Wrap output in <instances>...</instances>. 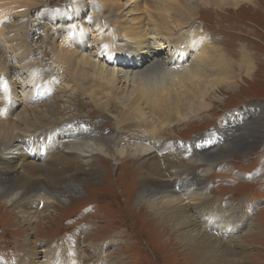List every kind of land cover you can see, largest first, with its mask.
<instances>
[{
    "label": "rangeland",
    "instance_id": "rangeland-1",
    "mask_svg": "<svg viewBox=\"0 0 264 264\" xmlns=\"http://www.w3.org/2000/svg\"><path fill=\"white\" fill-rule=\"evenodd\" d=\"M11 1L13 0H9L8 3ZM17 1L19 2L14 6L0 4V57L4 63L15 66L9 73H4L5 83H2L1 89L3 93L7 90L12 93L17 92H14L13 98L10 94L8 101L20 102L17 95L19 94L21 99L19 111L25 105L22 103V98L24 102L26 99V96L22 97L20 94L21 88L25 85L24 82L33 80L35 92L37 90L46 91L47 105H51L57 98L62 105L61 111L56 107L53 109L54 112L58 111L54 118L56 121L82 118L86 124L99 126L105 132L117 128L122 131L120 135L124 143H126L124 136L129 137L132 134L130 141L142 134L149 137H163L167 149L155 152L158 155V161H162L159 164L163 168L165 165L166 168L177 165V163L179 165V162L176 163L174 159V156L179 154L185 158L184 164L188 173H193V175H199L204 168L209 167L207 162L204 160L199 163L190 161L189 149H176L172 144H176V142L191 144L200 135H210L216 132L220 123L226 127V123L222 122V119L243 108L250 107L253 111L259 112L258 121L264 120V0L244 1L236 6H227L223 9L201 5L197 23L191 24L189 28L186 25L189 30L187 31L186 26L183 30L187 31V35H189V40L186 35L182 39L187 48L175 52L172 50L174 48L172 45L165 43L164 40L160 42L165 43L166 55L164 54L163 57L167 56L168 52V56L175 54L176 57L182 59L185 55L191 57L199 54L196 44L198 38L195 41L194 39L209 33L217 45L213 46L214 48L211 47L213 54L211 59L204 61L205 58L203 56L201 58L200 55L198 61L199 59L201 61L191 65L201 66L206 74L205 80L197 83L199 90H205L212 96L221 98L213 101L207 111L196 116L185 119L186 116L183 115V117L182 114H179L183 119L181 122L179 121L178 124L160 132L134 125H130L126 131L122 130L118 124L119 116H117L121 108L116 104V101H113L112 106L105 107L106 99L92 98V90L96 88L89 84L93 80L88 82L91 80L92 74L90 73L91 77L87 78L85 83L81 82L80 77L75 76L80 79L81 83H79V80L77 81L73 77L74 71L68 75L69 72L65 73L63 70L60 62L69 57H60L64 52L62 48L75 46L83 49L82 54L79 53L78 56L73 57L75 62L87 57L92 60L91 47L80 46L82 41L80 37L83 36L87 37L90 45L93 40H100L99 33L101 31L94 30L83 22L92 16V13H95L89 7L92 3L86 2V0ZM70 1H73L74 5L66 14L70 13L73 16L64 15L65 32L53 39L56 35L54 26L59 22L53 21L46 24L40 35H37L36 27L39 24L37 19L40 20L39 17L53 14L56 9L63 7L66 3L71 4ZM76 1L77 3H75ZM164 2L166 3V0ZM104 4L106 7L105 2ZM100 6L102 8V5ZM11 7L15 9L10 11ZM6 23L13 27L6 29ZM144 26L148 28L147 25ZM107 30H105L106 33ZM175 32L173 31V33ZM73 33L79 37L72 39ZM177 35L180 36L181 33ZM147 36L153 35L147 33ZM107 39H110L111 43L114 42L113 38L105 36L106 41ZM52 41L56 43L55 48ZM153 43L155 47H158L157 43L154 41ZM116 44L124 45L122 40ZM243 48L248 49L254 65L250 73L239 65ZM96 61L101 64L106 63L103 64L106 66L108 64L109 68L112 67L110 69L113 70L114 63H110L106 57L98 58ZM40 63L47 64L52 68L53 74L50 78L41 80V77L37 75L39 72L37 68L41 69ZM8 64L6 69H8ZM20 64L31 69L27 74L30 76L27 77V80L19 71ZM187 64H190V60ZM170 66L168 64L167 67ZM229 70L231 71L229 72ZM15 74H18L17 77H19V82L17 81L16 85L13 82ZM215 79L218 83L222 80L223 84L216 85ZM233 81L237 83L236 88L229 90L227 82L232 83ZM77 85L91 86L92 90L88 87V92L85 89L79 92ZM123 86L126 84L124 83ZM126 90L127 88H125ZM122 91L120 89L118 93ZM212 96L208 101L212 100ZM196 104L194 103L191 107ZM188 109H190V104ZM146 111L148 116L155 119L153 122L157 124L155 117L158 116L152 115L150 108ZM67 126L68 124L60 126L56 132L65 130ZM136 135L138 136L136 137ZM259 142L256 146L245 150L237 151L235 148H227L226 158L216 157L215 163L205 175L204 184L199 191L202 193V199L192 196L183 200L184 205L192 207L191 214L199 221L198 228L205 239L232 255L234 260L232 259L229 264H264V171L262 170L264 168V137ZM128 143L127 141L126 144ZM222 147L225 148L226 144H223ZM220 148L221 146L218 147L219 150ZM199 149L201 150L196 151L194 159L205 157L204 149ZM110 150L113 153L112 149ZM166 157L167 160H165ZM49 161L55 165L64 162L54 157H50ZM91 161L97 164V172L82 176L81 181L83 180V182H81L77 193L65 195L62 202L48 196L49 194L47 196L50 198L46 199L47 196H43L44 200L49 203L47 207L49 209L36 210L34 208L33 210H36L35 218L31 226L26 223L22 224L19 210L11 202L3 203L4 199L0 198V264H20L19 257L28 251L37 250L39 254L33 255L32 264H49L48 250L56 247L57 243H64V246L68 247L69 257L76 256V261L81 264L225 263L223 259L213 261L195 254V251L191 252L180 229L175 230L174 225L155 219V215L139 195L142 189V171L139 166L141 157L139 155L116 158L104 153H95ZM41 163L43 166L48 165L44 161ZM52 166L54 167V165L50 167ZM58 169L61 168L58 166ZM188 181L191 179L188 178ZM36 199L44 201L42 197ZM212 200L218 201V204L221 205L220 209L223 215L240 216V224L233 233L226 234L218 227L206 223L199 216L197 208H194L199 203H208ZM211 237L212 239H210ZM78 239H81L82 242ZM45 257L48 258L47 262L43 261L46 259Z\"/></svg>",
    "mask_w": 264,
    "mask_h": 264
},
{
    "label": "bare ground",
    "instance_id": "bare-ground-1",
    "mask_svg": "<svg viewBox=\"0 0 264 264\" xmlns=\"http://www.w3.org/2000/svg\"><path fill=\"white\" fill-rule=\"evenodd\" d=\"M8 1L0 0V4L14 6L19 2L13 0L8 3ZM121 1L104 0L105 7L103 0H86V2L92 3L89 7L95 13H92V16L86 18L83 22L86 26L101 31L99 33L100 40H93L91 45L86 36L80 37L82 39L80 46L91 47L90 56L92 60L87 57L75 62L73 57L78 56L79 53L82 54L83 49L75 46L62 48L64 52L60 57H69L60 62L65 73L69 72L68 75H70L74 71L73 77L75 80H79V83L83 81L85 83L92 74L91 80H88V82L93 80L89 84L96 86V88L92 90L91 86L77 85L79 92L83 89L88 92L89 87L94 92H92V98L106 99L105 102L103 101L105 107L112 106L113 101H116V104L121 108L118 111L119 115H117L119 116L118 124L124 131L128 130L130 125L139 128L145 127L154 132L167 130L183 120L179 114L186 116L185 119L196 116L203 111H207L213 101L221 99L219 96H212L205 90H199L197 83L202 81L206 74L201 66L191 65L201 61L200 59L198 61L200 55L201 58L202 56L205 58L204 61L211 59L213 55L211 47L217 45H215L216 41L211 35L209 36V33L195 37L194 41L198 38L196 44L199 53L196 56L187 57L185 55L180 59L175 54L168 56L169 53L167 52L168 57H163L166 51L164 44L172 45L174 47L172 50L175 52L187 48L182 39L186 35L189 40L188 28L191 24L197 23L201 5L223 9L227 6H236L241 2L251 0H166V3H163L164 0ZM70 2L71 4L66 3L63 7L56 9L53 14L39 17L40 20L37 19L39 24L36 27V34L40 35L44 26L53 21H59L54 26V28L56 27L54 32L56 35L53 39L63 34L65 32L64 15L73 16L70 13L66 14L74 5L73 1ZM99 5H102V8ZM17 8H19L18 5ZM99 8H101V11H99ZM12 9L15 8L11 7L10 11ZM137 12L138 15H136ZM83 18L82 16V20ZM201 21L203 20L201 19ZM203 22L209 25L205 21ZM144 25H147L148 28ZM5 26L6 29L13 27L10 24ZM184 27L187 28V31H183L185 30ZM104 28L108 29L107 33ZM173 31L176 32L173 33ZM145 32L153 36L148 37ZM178 33H181V35H177ZM105 36L113 38L114 42L111 43L110 39L106 41ZM74 37L79 36L73 33L72 39ZM77 40L80 39L77 38ZM120 40L124 45L118 46L116 44ZM163 40L165 43H160ZM153 41L157 43L158 47L153 45ZM52 42L55 48L56 43ZM241 53L242 57L239 65L250 73L254 67L250 53L246 48H243ZM103 57H106V60L108 59L110 63H114L113 70L110 69L112 67L109 68L108 64L106 66L103 65L106 63L101 64L96 61L98 58ZM215 58L217 57L215 56ZM189 60L190 64H187ZM223 60L225 61V59ZM7 64L0 57V198L4 199L3 203L11 202L19 210L20 217H18L21 219L22 224L26 223L31 226L35 218L34 212L48 207L49 203L44 200V197L48 194V196L60 202L63 201L65 195L76 194L81 182H83V180L81 181L82 176L97 172V164L91 161L95 153H104L116 158L139 155L141 157L139 166L142 171V189L139 195L150 211L153 212L155 219L159 222L174 225L175 230L180 229L184 239L189 244L191 252L195 251V254L213 261L223 259L224 264H229L232 259L234 260L228 252L221 250L219 246L205 239L198 228L199 221L191 214L192 207L187 204L184 205L183 200L192 196L202 199V193L199 191L204 184L205 175L215 163L216 157H225L227 148H235L237 151L245 150L260 143L259 141L264 137V120L258 121L259 112L253 111L250 107L232 112L222 119V122L226 123V127L220 123L216 132L199 136L191 144L189 143L190 145L179 142L172 144V146L175 145L176 149H189L190 161L199 163V161L204 160L207 162L209 167L204 168L200 172L201 174L193 175V173H188L184 164L185 158L179 154L173 155L175 162H179V165L177 163V165L168 168L165 165L163 168L159 164L162 161H158V155L155 152L167 149L163 137L156 138L142 134L140 137L136 135L137 138L130 141L133 135L131 133L132 135L129 137L124 136L126 143L129 142L126 144L121 140L120 133L122 131L117 128L105 132L99 126L86 124L82 118L56 121L54 118L58 111L54 112L53 109L56 107L57 110L61 111L62 105L58 98L51 105H47L46 91L37 90L35 92L33 80L24 82L25 85L21 88L20 94L22 97L26 96V99L24 102L22 98V103L25 105L19 111L21 107L19 106L21 104L19 94L17 95L20 102L8 101L10 94L13 98L15 91L12 93L7 90L3 93L1 89L2 83H5L4 73H9L12 67H15L8 64V69H6ZM168 64L171 65L169 68L167 67ZM39 66L41 69L37 68L39 69L37 75L41 77V80L52 76V68L49 65L40 63ZM19 71L24 79L27 80V77H30L27 74L31 69L27 66L20 64ZM17 76L18 74L13 76L14 85L17 81L19 82ZM75 76L80 77L82 81L80 82V79L75 78ZM228 78L230 77L228 76ZM214 81L217 82L216 79ZM124 83L126 86H123ZM227 83L229 90L236 88V82ZM217 84L222 85L223 81L220 80ZM125 88H127L126 91ZM120 89L123 91L118 93ZM211 96L212 100L208 101ZM10 101L11 103H9ZM194 103L196 105L191 107ZM189 104L190 109H188ZM148 108L151 109L152 115L158 116L155 117L157 118V124L153 122L154 118L148 116L146 111ZM65 124H68L65 130L56 132L60 126ZM223 144H226L225 148L222 147ZM219 146H221L220 150L218 149ZM199 148L204 149L205 157L194 159L196 151L201 150ZM167 156L170 158L169 155ZM50 157L61 159L64 162L55 165L49 161ZM165 160H167V157ZM43 161L44 163L47 162L45 164L48 165L43 166V163H41ZM51 165H54V167H50ZM58 166L61 169H58ZM67 168H69L68 172ZM262 170L264 171V168ZM188 178L191 181H188ZM48 196L45 198H50ZM37 197H42L44 201L37 200ZM36 203L37 206L35 207ZM220 207L221 205L215 200L208 203L202 202L194 206V208H197L199 216L206 223L218 227L226 234L233 233L239 226L241 218L239 215H223ZM34 208L36 210H33ZM78 241L82 242L81 239H78ZM36 254H39L38 250L28 251L24 255H20L19 263L32 264V257ZM48 257L50 259L49 264H81L76 261V256L69 257L68 247L64 246V243H57L56 247L50 248ZM45 258L43 261L47 262L48 258Z\"/></svg>",
    "mask_w": 264,
    "mask_h": 264
}]
</instances>
